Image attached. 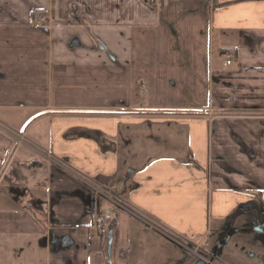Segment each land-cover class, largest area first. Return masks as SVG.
<instances>
[{
  "label": "crops",
  "instance_id": "0c3cea01",
  "mask_svg": "<svg viewBox=\"0 0 264 264\" xmlns=\"http://www.w3.org/2000/svg\"><path fill=\"white\" fill-rule=\"evenodd\" d=\"M255 202L264 0H0V264H109L106 216L112 264L144 234L264 264L221 244Z\"/></svg>",
  "mask_w": 264,
  "mask_h": 264
},
{
  "label": "rangeland",
  "instance_id": "374dc122",
  "mask_svg": "<svg viewBox=\"0 0 264 264\" xmlns=\"http://www.w3.org/2000/svg\"><path fill=\"white\" fill-rule=\"evenodd\" d=\"M31 128L32 127L29 126V130ZM121 199L122 198L117 199V202L116 200L114 201L118 204V208L121 206V209L125 208L129 213L134 214V216L144 219V224L147 222L144 227L151 231V226L156 225L155 221L127 204L124 199ZM242 218H244V216ZM256 236L255 233H252L251 237H253L252 240L254 241L245 242L246 240L243 239V235H235L231 240V245H229L224 254L227 255L228 252L232 251L233 258L241 261L243 258H237V253H240V256L245 255L246 259H248V257L251 258V255H258L259 252L264 253V241L260 238L255 240L254 238H256ZM170 237L174 239L168 240V242H170L167 243L169 244V248L165 247V243L158 240L155 235L144 234L142 237H136V240L132 242L133 248L131 250L128 248V250L121 252L118 259L123 260L125 264H195L199 254L201 256L206 255L207 259L210 258V254L204 253V250L207 253L211 252V246L203 248L202 244L199 245V243L183 241L175 235H170ZM197 249L201 250L199 254L197 253ZM218 250L222 252L224 247H220ZM216 259H219V256L211 258V264H220ZM251 261L249 260L250 263H252Z\"/></svg>",
  "mask_w": 264,
  "mask_h": 264
},
{
  "label": "flooded vegetation",
  "instance_id": "af4514ba",
  "mask_svg": "<svg viewBox=\"0 0 264 264\" xmlns=\"http://www.w3.org/2000/svg\"><path fill=\"white\" fill-rule=\"evenodd\" d=\"M256 203L258 204V202H255L254 204H249L248 206L242 209L245 210V214H247L248 212V214H251L253 212L255 215V218L251 221V223H249V225L247 224L243 225V227H239L241 226V224H237L236 226H234V222L237 217L235 216L231 218L233 219L230 222V225H232L231 232L229 231L230 233H227V238L224 241H221V244L226 242V240H230V234H232V232L245 233L243 236H247L246 233L248 235L255 233L260 235L262 237V240L264 241V207L261 204L257 205Z\"/></svg>",
  "mask_w": 264,
  "mask_h": 264
},
{
  "label": "built area",
  "instance_id": "2783aa9c",
  "mask_svg": "<svg viewBox=\"0 0 264 264\" xmlns=\"http://www.w3.org/2000/svg\"><path fill=\"white\" fill-rule=\"evenodd\" d=\"M47 22V18L44 15H41L39 20H38V25L39 26H44V24ZM235 55L233 53H229L226 56V60L224 62L225 66H229L232 64V62L234 61ZM98 231L100 232V234L102 235H107L109 230H110V225H109V218L106 216L103 219L98 221V225H97ZM197 247V246H196ZM201 252V250L197 249V253L199 254ZM200 258H205L204 260H206L209 264H211V259H207L206 255L205 256H201L199 254Z\"/></svg>",
  "mask_w": 264,
  "mask_h": 264
},
{
  "label": "water",
  "instance_id": "95a60500",
  "mask_svg": "<svg viewBox=\"0 0 264 264\" xmlns=\"http://www.w3.org/2000/svg\"><path fill=\"white\" fill-rule=\"evenodd\" d=\"M113 237H114V231L113 229L111 228L107 234V238H108V245H107V254H108V258H109V264H112V252H113ZM229 240H226V243L228 242ZM220 247V244L217 245V248ZM217 250L216 249V252H213L212 255L213 257L215 258L217 256ZM195 264H209L206 260H204L203 258H200L198 256V260Z\"/></svg>",
  "mask_w": 264,
  "mask_h": 264
},
{
  "label": "bare ground",
  "instance_id": "6f19581e",
  "mask_svg": "<svg viewBox=\"0 0 264 264\" xmlns=\"http://www.w3.org/2000/svg\"><path fill=\"white\" fill-rule=\"evenodd\" d=\"M212 256H213V255H211L210 257L213 258Z\"/></svg>",
  "mask_w": 264,
  "mask_h": 264
}]
</instances>
